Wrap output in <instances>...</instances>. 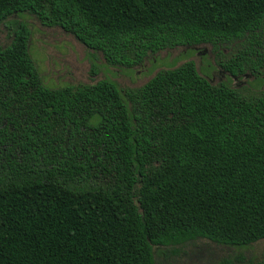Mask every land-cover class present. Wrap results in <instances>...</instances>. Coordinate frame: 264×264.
<instances>
[{
  "label": "trees",
  "instance_id": "trees-1",
  "mask_svg": "<svg viewBox=\"0 0 264 264\" xmlns=\"http://www.w3.org/2000/svg\"><path fill=\"white\" fill-rule=\"evenodd\" d=\"M23 12L110 66L240 39L219 66L264 71V0H0V23ZM30 34L21 22L0 47V264H156L197 238L264 239V92L212 84L191 60L135 88H49Z\"/></svg>",
  "mask_w": 264,
  "mask_h": 264
},
{
  "label": "rangeland",
  "instance_id": "rangeland-1",
  "mask_svg": "<svg viewBox=\"0 0 264 264\" xmlns=\"http://www.w3.org/2000/svg\"><path fill=\"white\" fill-rule=\"evenodd\" d=\"M21 22L30 28L28 52L43 84L49 88L91 84L101 79L112 80L121 88H135L144 84L157 71L191 60L197 71L212 84L224 82L245 93L264 92V71L259 77L249 73L234 76L224 71L217 62L231 59L244 49L245 44L240 39L216 47L200 44L161 50L150 54L141 65L126 68L106 64L100 52L87 49L60 27L41 25L26 12L11 15L0 23V47L10 43L13 31ZM155 259L156 264H255L264 259V239L249 246L237 247L197 238L167 248L166 254L156 251Z\"/></svg>",
  "mask_w": 264,
  "mask_h": 264
}]
</instances>
